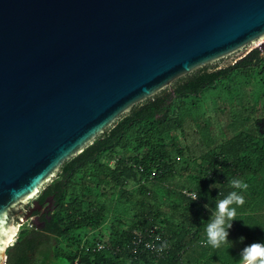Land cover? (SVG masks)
Segmentation results:
<instances>
[{"label":"water","instance_id":"95a60500","mask_svg":"<svg viewBox=\"0 0 264 264\" xmlns=\"http://www.w3.org/2000/svg\"><path fill=\"white\" fill-rule=\"evenodd\" d=\"M264 39V0H0V264L61 166L130 109ZM264 50V42L255 49Z\"/></svg>","mask_w":264,"mask_h":264},{"label":"trees","instance_id":"16d2710c","mask_svg":"<svg viewBox=\"0 0 264 264\" xmlns=\"http://www.w3.org/2000/svg\"><path fill=\"white\" fill-rule=\"evenodd\" d=\"M220 62L133 106L102 138L64 163L42 187L43 198L57 185L55 209L41 234L31 239L20 232L6 249L5 264H37L32 259L40 245L44 255L38 264H57V258L62 264H202L198 239L217 202L233 191L229 181L247 183L251 196L264 188V118L254 122V132L240 133L196 159L185 161L178 147L181 114L201 108L191 97L221 92L212 102L222 104L221 113L232 101L230 90L251 84L253 106L264 97V57L256 50L231 65ZM210 94L203 96L205 104L213 100ZM113 194L122 217H107ZM105 220L107 236L96 238ZM61 243L68 251L59 252ZM96 243L103 248L96 250ZM145 243L153 249H144Z\"/></svg>","mask_w":264,"mask_h":264},{"label":"rangeland","instance_id":"374dc122","mask_svg":"<svg viewBox=\"0 0 264 264\" xmlns=\"http://www.w3.org/2000/svg\"><path fill=\"white\" fill-rule=\"evenodd\" d=\"M248 47L246 51L256 50L258 57H264V50L255 49L259 43ZM227 64H233V60H230ZM246 86V85H245ZM240 90H230L227 94V98L232 101L224 108V112H219L218 109L222 108L220 103H212L216 101L221 92L214 90L203 91L198 97L190 98L201 107L200 110L191 112L186 110L182 115V130L181 134H176L178 147L183 151V159H196L202 153L217 148L220 143L227 142L231 138L240 133H252L254 132V122L262 120L264 118V97L259 98L258 102L253 106L251 97L252 89L251 84ZM211 93L208 97H212L211 103L207 102L203 96ZM205 104V105H204ZM249 110V111H248ZM204 114V115H203ZM192 189V188H191ZM238 191L236 189H233ZM244 196L245 203L243 206H237V220L232 222V227L228 230L229 243L221 246L219 249H213L206 243V233L200 235L198 239L200 242L198 250L200 249L203 255L198 259L202 264H237L240 263L242 249L253 242L264 243V188L259 189L258 194L251 196L249 190L238 191ZM162 191H158V195L161 196ZM160 199V198H159ZM111 202L107 208V217L109 216H121L119 213L118 204L116 205V195H111ZM132 215V212H130ZM128 222V218H126ZM30 222L23 224L17 228V232L11 241L10 247L19 238L20 232L30 228ZM110 224L109 220H105L96 232L97 237H106L108 231L106 227ZM90 235V234H89ZM9 247V245H8ZM6 247V248H8ZM197 247V246H195ZM43 245L36 248V252L33 256L32 262L39 263L42 261L44 255ZM68 251L67 244H60V253ZM53 256V254H52ZM63 258L55 259L57 264H62ZM64 261V260H63Z\"/></svg>","mask_w":264,"mask_h":264},{"label":"clouds","instance_id":"9594fccd","mask_svg":"<svg viewBox=\"0 0 264 264\" xmlns=\"http://www.w3.org/2000/svg\"><path fill=\"white\" fill-rule=\"evenodd\" d=\"M229 184L233 189L246 191L248 188V184L238 178H232ZM197 196H194L193 200L197 199ZM244 203V196L235 190L229 192L217 202L216 210L205 228L207 245L213 249H219L229 243L228 230L232 227V222L237 220V206H243ZM165 246H162V248ZM240 254V264H264V243L253 242L244 247Z\"/></svg>","mask_w":264,"mask_h":264},{"label":"flooded vegetation","instance_id":"af4514ba","mask_svg":"<svg viewBox=\"0 0 264 264\" xmlns=\"http://www.w3.org/2000/svg\"><path fill=\"white\" fill-rule=\"evenodd\" d=\"M43 192L42 188L39 191V195L33 199V202H38L42 199ZM55 207H53L50 211H47V202L41 204L40 208L34 213L30 214L28 219L30 220V228L22 231L23 233H27L28 238H35L41 234L39 231L45 226L46 221L49 220L50 214L54 211ZM25 222L24 224H26ZM31 238V239H32ZM6 254V253H5ZM5 264V263H4Z\"/></svg>","mask_w":264,"mask_h":264},{"label":"built area","instance_id":"2783aa9c","mask_svg":"<svg viewBox=\"0 0 264 264\" xmlns=\"http://www.w3.org/2000/svg\"><path fill=\"white\" fill-rule=\"evenodd\" d=\"M185 195H187V196H189L190 198H192L193 199V197H194V195H192V194H189V193H187L186 191L185 192H183ZM138 235V234H137ZM156 240H157V238H156ZM158 241V240H157ZM136 243H139V241H137ZM143 247H144V249H146V250H152L153 249V246L151 245V244H148V243H145V244H143ZM103 247L100 245V244H95V249L96 250H101ZM133 251H134V249H133ZM73 264H79L77 261H75Z\"/></svg>","mask_w":264,"mask_h":264}]
</instances>
